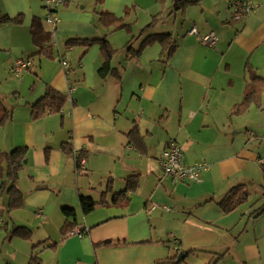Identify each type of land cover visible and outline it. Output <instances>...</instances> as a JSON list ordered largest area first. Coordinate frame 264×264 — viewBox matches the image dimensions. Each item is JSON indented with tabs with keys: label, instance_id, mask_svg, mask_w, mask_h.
I'll return each mask as SVG.
<instances>
[{
	"label": "crops",
	"instance_id": "1",
	"mask_svg": "<svg viewBox=\"0 0 264 264\" xmlns=\"http://www.w3.org/2000/svg\"><path fill=\"white\" fill-rule=\"evenodd\" d=\"M249 1L257 11L235 20L227 0L183 6L164 0L150 27L123 48L125 58L116 49V72L102 77L99 44L73 46L67 72L57 60L65 54L59 43L45 44L53 58L35 56L41 49L32 39L33 20L52 32L42 0H0L1 14L24 18L0 24V88L10 81L19 96L13 103L0 92L13 110L0 128V151L27 150L17 181L24 206L10 209L9 194L0 190V264H32L34 258L41 264H173L174 258V264H264V134L243 128L255 105L233 114L246 91V67L264 78V0ZM82 26L59 18L57 42L69 37V47L70 39H108ZM193 28L200 36L215 32L217 46H204ZM158 34L178 43L172 56L158 41L145 44ZM28 58L34 69L17 79L4 75V59L13 65ZM48 87L67 101L61 112L34 119L33 105ZM134 128L141 148L129 137ZM170 140L179 143L186 164H209L202 182L164 174L159 160ZM74 149L85 159L80 173ZM240 185L248 200L225 214L218 203ZM82 195L100 202L90 214L82 211ZM65 208L76 210L73 229L88 227V234H66Z\"/></svg>",
	"mask_w": 264,
	"mask_h": 264
},
{
	"label": "trees",
	"instance_id": "2",
	"mask_svg": "<svg viewBox=\"0 0 264 264\" xmlns=\"http://www.w3.org/2000/svg\"><path fill=\"white\" fill-rule=\"evenodd\" d=\"M102 1V0H97ZM201 0H175L179 5H188V4H197ZM102 16L108 17V14H103ZM112 17V16H111ZM24 21L23 15L12 18L8 15L1 14L0 12V24L5 23H16L22 24ZM103 23L108 22L103 17L101 19ZM113 23H116L117 29H123L127 26V24H121L117 18H114ZM148 25L146 28H149ZM145 28L142 30V34L145 32ZM31 34L34 44L41 49V51L35 56L44 55L47 58H53V53L51 51V47L45 46V44L49 41L51 37V32H45L43 30L41 21L39 19H34L31 27ZM137 37L133 36V38L127 44L129 47L136 41ZM154 41L160 42L164 47V52L168 54V56H172L178 47V43L175 39L172 38L171 34H158L152 35L148 37L145 41V44L152 43ZM94 44H99L102 50V55L104 58V64L98 70V73L102 77L108 76L110 73H115L116 69L112 68L111 61L115 57L117 50L113 48L110 41L107 38L102 39H70L67 42V45L70 47L82 45L87 49L93 46ZM140 53V52H139ZM33 56V57H35ZM31 59V58H28ZM246 73L248 74V82L246 91L244 94V98L241 103L237 104L233 108V114L236 116H240L249 111V109L253 105L260 106L262 95L264 93V78L256 74L255 69L248 65L246 67ZM67 101V97L61 92L57 91L52 87H48L45 95L40 98L33 105V117L34 119H39L45 116L48 113H57L61 112L65 103ZM13 115V110L10 109L4 102V99L0 96V128L4 127L5 124L11 120ZM129 137L131 138V142L141 148V145H144L143 137L140 135L138 128H134ZM27 150L25 148H17L11 153H5L0 151V178H3L1 182V191L7 192L10 197L9 207L10 209H19L24 206V196L22 191L17 186V181L19 179L20 172L24 167V160L26 159ZM134 177H130L128 179V186L130 190H134L136 187L135 182L133 181ZM111 184V183H110ZM125 192V191H124ZM249 197V192L247 191L244 185H240L231 189L227 195L218 203L222 208L225 214H229L236 209H238L241 205H243ZM100 202H97L90 196L82 195L80 197V205L82 211L85 215L93 212ZM264 211V207L261 209ZM63 213L67 217L68 223L66 224L65 231L68 235L69 232L73 230V226L76 224V210L73 208H65L63 209ZM72 229V230H71ZM109 243V242H108ZM172 263H175V258ZM32 264H41L38 262V259L34 258L32 260Z\"/></svg>",
	"mask_w": 264,
	"mask_h": 264
},
{
	"label": "rangeland",
	"instance_id": "3",
	"mask_svg": "<svg viewBox=\"0 0 264 264\" xmlns=\"http://www.w3.org/2000/svg\"><path fill=\"white\" fill-rule=\"evenodd\" d=\"M163 5L164 0H102L100 2L97 0H69L67 6L64 5L58 9L57 15L62 21H73L83 25V31L86 30L89 33L94 31L102 37L108 35L113 48L119 50L118 56L125 58L123 48L127 46L133 36L138 37L141 31L154 21L155 15L158 14V10ZM103 14H108V17L102 16ZM103 17L108 20L107 24L101 21ZM114 18H117L121 24H127V26L123 29H117L116 23L112 21ZM68 38L65 37L58 41L61 50L65 53L68 51V47L65 46ZM71 50L67 52L69 60L71 56L73 57ZM8 61L9 65L6 64V59L3 60L4 68L2 69H4V75L11 79H17L11 73L10 66L12 67L13 65L10 64V60ZM7 71L10 72L11 76ZM12 76L15 78H12ZM12 86V82L4 80V88L1 85L0 92H6V96L13 97L11 101L15 103L16 100L14 98L18 99L19 96L16 93L17 91H15L16 89ZM5 101L9 107L7 100ZM261 101L262 105H255L254 109L243 120V128L254 131L258 136L264 134V93ZM257 129H263V131L259 133Z\"/></svg>",
	"mask_w": 264,
	"mask_h": 264
},
{
	"label": "built area",
	"instance_id": "4",
	"mask_svg": "<svg viewBox=\"0 0 264 264\" xmlns=\"http://www.w3.org/2000/svg\"><path fill=\"white\" fill-rule=\"evenodd\" d=\"M44 7L48 10L46 21L52 27L50 42L53 47L58 48V42L56 39V28L59 24V18L57 17V10L64 6L67 0H42ZM229 7L233 10L234 19L241 20L249 14L255 13L258 9L256 5H253L249 0H227ZM196 35L204 46L215 48L218 44L219 38L215 32H210L204 36H200L197 29L193 28L190 32ZM72 47H68L70 51ZM65 54H59L57 60L62 65L65 72L70 70V60ZM35 68V64L32 59H20L16 61L11 67L12 74L15 76H21L24 72ZM69 88V100H71V94L74 91L72 83L68 80ZM253 133L248 132L247 135ZM73 157L76 164L77 173L81 172V166L84 164L85 159L82 157L80 151L74 149ZM160 166L166 176L171 177L174 181H188L192 183H200L203 181V173L209 169V164L205 161L196 163L194 165H188L185 163L184 152L176 140H170L166 148L164 149L162 156L159 160ZM259 163L264 166V159H261ZM1 221V220H0ZM90 229L88 227H78L71 231L72 235H78L80 237L88 234ZM169 239L177 246L178 241L174 235H170Z\"/></svg>",
	"mask_w": 264,
	"mask_h": 264
},
{
	"label": "water",
	"instance_id": "5",
	"mask_svg": "<svg viewBox=\"0 0 264 264\" xmlns=\"http://www.w3.org/2000/svg\"><path fill=\"white\" fill-rule=\"evenodd\" d=\"M183 257H184V254H180L179 257H178V259H177V262L179 263L182 260Z\"/></svg>",
	"mask_w": 264,
	"mask_h": 264
}]
</instances>
